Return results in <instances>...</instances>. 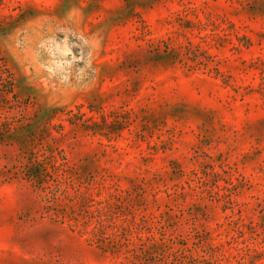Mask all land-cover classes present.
I'll return each instance as SVG.
<instances>
[{
	"label": "rangeland",
	"instance_id": "1",
	"mask_svg": "<svg viewBox=\"0 0 264 264\" xmlns=\"http://www.w3.org/2000/svg\"><path fill=\"white\" fill-rule=\"evenodd\" d=\"M0 264H264V0H0Z\"/></svg>",
	"mask_w": 264,
	"mask_h": 264
}]
</instances>
